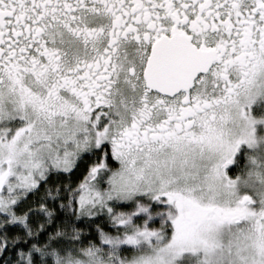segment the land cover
<instances>
[{"label":"snow or ice","instance_id":"1","mask_svg":"<svg viewBox=\"0 0 264 264\" xmlns=\"http://www.w3.org/2000/svg\"><path fill=\"white\" fill-rule=\"evenodd\" d=\"M0 264H264V0H0Z\"/></svg>","mask_w":264,"mask_h":264}]
</instances>
